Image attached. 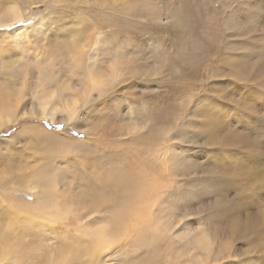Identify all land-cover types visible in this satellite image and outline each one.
<instances>
[{
	"label": "rangeland",
	"instance_id": "374dc122",
	"mask_svg": "<svg viewBox=\"0 0 264 264\" xmlns=\"http://www.w3.org/2000/svg\"><path fill=\"white\" fill-rule=\"evenodd\" d=\"M33 1L29 14L1 25L0 32L29 27L34 35V24L54 12V3ZM107 1L105 11L115 14L113 2ZM120 2L124 35L113 38L117 29L110 28L92 31L84 59L89 69L108 75L122 62V79L99 99L94 91L93 105L73 119L25 116L4 125L0 177L14 175L18 164L29 172L50 154L57 156L58 176L68 178V190H86L90 176L108 175L118 162L113 154L126 136L112 131L120 127L128 133L138 120L139 132L148 131L150 170L159 178L152 219L165 234L166 241L159 244L169 246L159 251L161 264H264V0ZM45 27L38 26L42 33L37 39L0 35V95L23 90L26 111L49 100L53 90L51 103L62 98L58 85L64 73L56 61L41 55L58 34ZM97 121L109 135L96 149ZM35 123L65 137V145L67 139L80 142L70 144L71 152H59L58 142L41 145L23 135L13 138L23 124ZM89 129L93 136L88 140ZM61 187L67 191L65 184ZM15 195L34 199L31 190ZM6 196L0 189V235L10 227L12 237L34 245L38 241L28 234H38L42 254L43 247H55L66 237L74 241L88 231L73 219L77 214L57 220L53 229L49 224L32 230L24 220L18 227L19 213L5 204ZM203 233L211 241L206 252L196 243ZM127 242L103 254L101 264H141L153 246H135L134 237Z\"/></svg>",
	"mask_w": 264,
	"mask_h": 264
},
{
	"label": "bare ground",
	"instance_id": "6f19581e",
	"mask_svg": "<svg viewBox=\"0 0 264 264\" xmlns=\"http://www.w3.org/2000/svg\"><path fill=\"white\" fill-rule=\"evenodd\" d=\"M32 1L0 0V26L21 21L31 12L30 4ZM34 1L39 3L46 0ZM111 1L113 2L111 10L115 11V14L105 11L110 8L107 0H102L96 4L89 3V0H51L54 3L52 10L54 12H51L53 14L48 13L47 16H40L38 22L34 24V35L29 34L31 33L29 27L12 32H0V35L3 36L20 34L23 38L31 39L34 37L37 39L42 33L37 28L44 24L47 31L53 30L58 35L54 40H51L55 42H47L41 55L50 58L52 62L56 61L60 66L59 70L64 73V75H59L64 76V80L60 86L58 85V91L62 94L58 103H51L54 100L53 96H55V90H53L49 100L38 103L35 108L26 111L22 105L25 104L23 103L25 100L23 90L15 91L18 93L14 94L11 92L1 94L0 111L2 112V119H0V129L4 125L15 123L25 116L36 119L47 118L52 121L58 120V116L62 117L60 120L73 119L81 109H88L89 106L93 105L96 100H93L94 97L92 96L94 91L98 93L97 99H99L103 97L111 85L119 83L122 79V62L118 61L108 75L102 70L89 69L85 65L84 59L86 56L85 48L92 41L89 38L92 31L95 30L97 33V30L110 28L109 30L117 29L112 34L113 38L124 35L123 6L120 0ZM23 4H27V7H23ZM120 52L118 50L119 54ZM9 98L10 100H8ZM100 121L95 123L98 128H94L97 131H95L96 140L92 143V148L96 147V149L102 144L100 140L109 135L106 131L103 132L104 129H102ZM137 122L136 125L129 126L128 133L119 127L121 124L118 126L113 124L119 127V129L114 127L115 131L112 129L117 137L126 136L120 139L119 145L117 141L116 146L119 147V151L113 154L114 158L112 157L118 162L112 168L110 167L108 175L100 178L90 176V183H87L86 190L83 188L74 192L68 190V183H66L68 178L58 176V170L61 168L56 162L57 156L50 154L39 161L37 168H32L29 172L18 164L12 170L14 175L11 174L10 177L8 175L9 178L0 177V189L7 192L5 204L12 206V210L19 213L17 218L21 220L15 222L16 224L19 223L18 227H21V222L24 220L23 223L32 224L29 226L32 230L36 227L49 226V224L51 228L52 226L54 228L55 225H58L57 220H68L69 215L77 214L73 219L81 227H86L88 230L76 239L78 241L76 243V240L71 241L69 237H66L60 240L55 247L48 246L50 249L47 246V248L43 247L46 255L37 251L42 246V240L38 238V234L27 233L33 236V241H38L31 245L20 237L15 235L12 237L11 229L7 227L0 235V263L101 264L100 258L103 254L116 247L125 246L132 237L136 238L135 246L149 242L153 245H150L152 248L145 261H139L141 264H161L164 261L159 251L168 250L169 246L165 247L163 243L159 244L160 241H166L165 234L152 219V208L157 203L159 186L156 180L159 178L158 175H154L155 172L152 175L153 171L151 172L149 167L148 131L146 129L139 132L138 124L140 123L138 120ZM25 132L27 134H24ZM87 134L89 140V137L93 136L92 131L87 130ZM20 135L41 145L58 142L60 145L56 150L59 152H71L70 144L80 142L67 139L66 143L69 145H65L63 144L64 141H61L65 137L36 123L32 125L23 124L18 135H14L13 138ZM58 143L55 144L58 145ZM8 150L10 151L9 148ZM63 184H65L67 191L62 189ZM25 190L33 192L34 199L32 201L19 199L15 195V193L18 192L19 194ZM72 206H75L76 209H71ZM101 214L107 215L101 217ZM83 237L88 239L84 240ZM196 238L198 247L204 252L208 251L211 245L210 238L204 233ZM168 264H171V260Z\"/></svg>",
	"mask_w": 264,
	"mask_h": 264
}]
</instances>
